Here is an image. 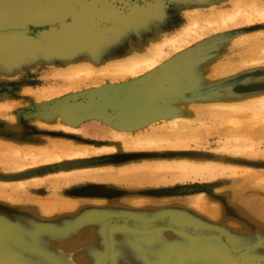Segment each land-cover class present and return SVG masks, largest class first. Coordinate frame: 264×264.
I'll use <instances>...</instances> for the list:
<instances>
[{
  "label": "rangeland",
  "instance_id": "obj_1",
  "mask_svg": "<svg viewBox=\"0 0 264 264\" xmlns=\"http://www.w3.org/2000/svg\"><path fill=\"white\" fill-rule=\"evenodd\" d=\"M47 1L85 16L0 26L2 264H135L161 237L264 264V0ZM112 29L108 47L90 42ZM113 95L134 107L120 123L80 112ZM115 228L146 234L132 252Z\"/></svg>",
  "mask_w": 264,
  "mask_h": 264
},
{
  "label": "bare ground",
  "instance_id": "obj_2",
  "mask_svg": "<svg viewBox=\"0 0 264 264\" xmlns=\"http://www.w3.org/2000/svg\"><path fill=\"white\" fill-rule=\"evenodd\" d=\"M47 2L41 3V0H38V1L35 0L33 3L27 4V5H24V6L22 5V6L18 7V8H16V9H14V8L13 9H11V8L9 9V8H7L5 6L0 7V26L8 25V24H11V23H14V22H18V23H21L22 25L27 26L28 23H27L26 19L31 18L33 20H41V21L32 22L34 24L39 25L40 29H41V28H49L52 25H57L62 20L59 17H53L55 15V12H56V14H61V16L66 14V16H69L72 19L75 16H80L82 18H84V16H85L83 9H82L81 13L77 9V12L74 11L75 13L71 12V14L68 15V13H66V12L65 13L60 12L61 10L59 8L58 9L60 11H58V9L56 7H52L51 4L49 2L48 3ZM25 26H23V27H25ZM89 33H90L89 37L91 38L90 42L92 41L93 45L100 44V45H104V46L108 47V43L116 38V34L118 32L116 30L112 29V30H107V31L104 30V31H101V32H98V30H92ZM106 34L109 35V36H107L106 39H105L104 35H106ZM175 38H176V35L174 37L170 38L169 40H173ZM109 40H111V41H109ZM237 40H238V38H237ZM238 41H240V40H238ZM73 43H74L73 44L74 48H76L75 51H81V49L84 47L83 44H85L78 38ZM130 44H131V42H130ZM89 45H91V44H89ZM132 60H134V59L132 58ZM205 65L204 64L202 65V63L201 64L197 63L195 65L197 70L195 72L193 71L194 73H192V74H188L189 75L188 77H192L193 78L195 76L194 78L197 79V80H195V87L196 88H201L202 89V86H205L206 84H209V82H210V81H208L206 79L205 80L204 79H200V77L198 76V75H200L199 74V69L201 67L205 66ZM214 65L215 64L212 63V66H214ZM192 68L193 67L191 65L190 69H192ZM201 70H200V73H201ZM183 75H185V73H183ZM209 78H212V77H209ZM208 87H207V89H212V87H209V88ZM171 90H172V87H171ZM174 90H175V88H174ZM212 92L213 91L210 92L211 93L210 95H212ZM118 96L119 95H113L111 97H107L104 100L101 99L103 97L93 98V99H91L90 102H88L81 109L82 111H80V112L82 114H86V115H102V116L106 117V119H108L110 122L120 123V121H122L125 117H128V116L133 114L134 107L129 102L127 103L124 100L121 101V99ZM169 96H172V98L178 97V95L177 96H175V95L173 96L171 93L169 94ZM183 96H181V94H180L179 97H178L180 99V101H182V105L183 106H188V107H191V108H193V107L196 108L197 105L206 104L207 102H205V101H211V99H213L212 98L213 95H212V97H208L207 96V97H200V98H194V99H188V100H187V98H185ZM169 98H171V97H169ZM183 100H187V101L185 102ZM188 107H186L187 110L191 109V108H188ZM201 108L202 107L200 106V109ZM216 118H217V116H216ZM216 118H215V120L218 119V118L217 119ZM257 207H259V206H257ZM45 215L46 214H44V216ZM92 218H96V219L98 218L99 219V218H102V215H100V216L99 215H93ZM93 221H95V220H93ZM98 225H101V224L99 223ZM259 228H261V227L259 225H257L256 230L260 231ZM3 231H4V228H1L0 229V235L2 234ZM113 231H114L113 241L115 243L123 244L127 251H132V252L137 250L135 248L136 239L140 235L146 234V233L135 232V231H133V230H131L129 228H115ZM225 238L230 243L232 241L234 242L236 240V237H233L230 234H225ZM22 241H23V239H22ZM190 242H195V244H193L194 246L190 245L188 242L187 243L183 242L185 245L179 246L181 243L179 245H178V243L170 244L168 241H166L165 237H161L160 240H158L157 242H151L147 247L144 248L145 256H141V258L140 257L137 258V261H135L136 262L135 264H137V263L138 264H152V263H154V264H185L186 260H184V259H186V258H184V252H188L189 253V257L188 258L191 261L193 260V264H205V262L206 263L208 262L209 256H211V255H213V256L216 255L218 257V261L221 264H234V263H231L232 262L231 256L230 255L229 256L226 255L227 254V250L230 248L229 244H227V245H229V248L228 247L226 248L227 245L220 244L222 247H217L216 242H213V244H212V241H209V240L198 241V242L190 241ZM177 246H179V247H177ZM9 253H11V249H8L3 244H0V264H2V262H1L2 257L3 258H5V257L7 258V255H9ZM135 253H137V252H135ZM115 257H116V255H115ZM246 258L248 259V258H250V256L245 257V259ZM8 260L9 259H7V261ZM7 264H18V263H12L9 260V262ZM77 264H90V263L89 262H82V263L78 262ZM96 264H98V263H96Z\"/></svg>",
  "mask_w": 264,
  "mask_h": 264
}]
</instances>
